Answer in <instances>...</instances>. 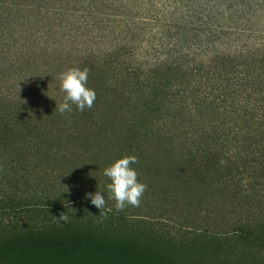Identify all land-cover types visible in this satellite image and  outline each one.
I'll list each match as a JSON object with an SVG mask.
<instances>
[{"label":"trees","instance_id":"trees-1","mask_svg":"<svg viewBox=\"0 0 264 264\" xmlns=\"http://www.w3.org/2000/svg\"><path fill=\"white\" fill-rule=\"evenodd\" d=\"M262 42L141 71L104 58L89 68L96 100L83 112L0 97V264H175L163 239L181 246L227 228L242 252L262 254ZM126 154L138 158V179L164 198L149 207L171 228L136 222L132 208L117 211L104 193L103 169ZM98 190L102 211L112 209L106 219L86 197Z\"/></svg>","mask_w":264,"mask_h":264},{"label":"rangeland","instance_id":"rangeland-1","mask_svg":"<svg viewBox=\"0 0 264 264\" xmlns=\"http://www.w3.org/2000/svg\"><path fill=\"white\" fill-rule=\"evenodd\" d=\"M0 4V97L25 105L63 100L60 73L72 66L90 68L104 58H120L121 65L141 71L166 58L195 64L194 58H212L216 52L240 53L245 44L256 50L263 46L262 0H42L41 5L37 0H1ZM181 41L187 44L183 49L178 46ZM152 184L139 207L129 206V213L138 223L171 228L173 221L164 212L149 207L164 200ZM232 232L231 228L221 235L209 231L181 246L165 237L163 253L175 264H264V252H242ZM175 236L182 241L183 234Z\"/></svg>","mask_w":264,"mask_h":264},{"label":"clouds","instance_id":"clouds-1","mask_svg":"<svg viewBox=\"0 0 264 264\" xmlns=\"http://www.w3.org/2000/svg\"><path fill=\"white\" fill-rule=\"evenodd\" d=\"M90 69L88 67L80 68L79 66L69 67L60 73L59 80L61 82V91L65 93L63 101L56 103V110L60 114L71 112L73 105L80 112L86 108L91 109L96 100V92L88 86V75ZM138 164V158L134 154H126L114 160L109 166L103 169V175L109 179L107 184V192L109 198L115 201V209L122 211L128 206L139 207L147 185L138 179V171L134 165ZM101 190L93 193H86V197L90 198L92 205L100 210V214L106 219L107 212L102 211L106 207L105 196L101 194ZM75 211V209H73ZM60 219L68 222L70 217L61 212Z\"/></svg>","mask_w":264,"mask_h":264}]
</instances>
